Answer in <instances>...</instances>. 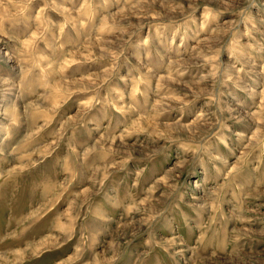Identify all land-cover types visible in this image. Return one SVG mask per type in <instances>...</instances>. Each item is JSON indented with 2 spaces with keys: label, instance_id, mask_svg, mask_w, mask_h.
<instances>
[{
  "label": "rangeland",
  "instance_id": "1",
  "mask_svg": "<svg viewBox=\"0 0 264 264\" xmlns=\"http://www.w3.org/2000/svg\"><path fill=\"white\" fill-rule=\"evenodd\" d=\"M0 264H264V0H0Z\"/></svg>",
  "mask_w": 264,
  "mask_h": 264
},
{
  "label": "bare ground",
  "instance_id": "2",
  "mask_svg": "<svg viewBox=\"0 0 264 264\" xmlns=\"http://www.w3.org/2000/svg\"><path fill=\"white\" fill-rule=\"evenodd\" d=\"M87 191H88V189H87ZM37 248H38V246H37ZM100 263V262H99Z\"/></svg>",
  "mask_w": 264,
  "mask_h": 264
}]
</instances>
